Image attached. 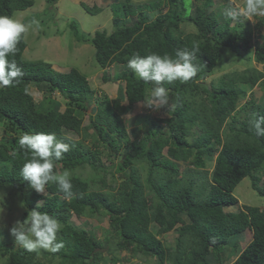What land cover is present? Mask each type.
Segmentation results:
<instances>
[{"label":"trees","instance_id":"16d2710c","mask_svg":"<svg viewBox=\"0 0 264 264\" xmlns=\"http://www.w3.org/2000/svg\"><path fill=\"white\" fill-rule=\"evenodd\" d=\"M45 1L49 5L58 2ZM216 2L160 1L152 9L163 6L168 10L153 17L145 4L124 0L113 5L116 28L97 29L91 37L81 35L76 21L71 23L79 40L93 44L103 69L127 64L136 54L178 59L177 51L199 49L193 53L192 63L199 69L195 77L187 82L158 84L168 91V97L176 98L167 133L157 131L159 128L148 131L143 141L133 145L134 151L112 163L111 168L101 162L102 148L108 147L110 157L112 148L117 147V154L118 144L127 137L120 113L144 102L156 88L153 82L138 79L134 72H122L118 75L122 80L117 84L118 97L105 96L91 108L97 91L87 75L75 67L61 72L51 61L26 59L27 42L25 33L22 35L9 59L16 61L24 76L17 78L14 86L0 88V127L4 133L0 135V192L18 195L27 210L24 218L36 207L55 216L61 223L55 242L63 240L64 247L57 253L44 249L29 252L17 246L10 229L4 227L8 229L7 240L0 242V264H121L131 257L122 258L123 251L132 256L141 254L143 264H215L213 258L224 264V247L246 231H251L253 240L228 264H264V209L245 205L231 210L239 202L235 189L246 177L264 195V137H258L251 127L253 118L264 116V100L254 91L256 86L264 90V70L247 67L207 82L227 54L252 56L249 24L224 16L222 9L229 7L230 0H225L221 9L213 8ZM34 4L35 0H0V16L12 17ZM193 6L195 14H191ZM121 16L136 19L127 25ZM185 21L196 30L185 31ZM263 26L264 19L258 20L257 30ZM255 46V60L264 65V39ZM32 87L60 92L67 98L65 110L57 108L60 103L52 97L38 104L30 92ZM247 94L250 99L242 103ZM193 125L202 132L189 143L186 135ZM25 132L55 133L70 145L53 171L70 173L72 196L59 191L55 183L46 185L47 194L37 193L22 179L21 169L31 158L19 145ZM67 132L80 137L71 140ZM208 159L214 161L213 170L198 169L206 166ZM177 162L191 166L181 170ZM112 170L120 173L119 183L112 181ZM74 215L88 221L107 218L109 233L99 235L93 228L73 224ZM171 231H177L173 244L167 239ZM152 258L156 262L151 263Z\"/></svg>","mask_w":264,"mask_h":264},{"label":"rangeland","instance_id":"374dc122","mask_svg":"<svg viewBox=\"0 0 264 264\" xmlns=\"http://www.w3.org/2000/svg\"><path fill=\"white\" fill-rule=\"evenodd\" d=\"M133 3L145 4V9L151 13L153 17L158 14H164L167 12V8H157L152 9V5L159 3L160 1L166 0H132ZM121 2L124 0H58L56 4L49 5L45 0H35L33 7L23 10H18L14 13L12 18L18 19L21 22H26L28 30L25 33V39L27 42V47L24 52V57L29 60H46L51 61L54 64V68L61 72L68 71L70 68L75 67L79 69L82 73L87 75L91 82L93 88L97 91V98L93 105L97 106L100 102L104 100L105 96L110 98L118 97L119 87L117 84L121 83L122 80H118V75L122 72H133L129 67L128 63L119 65L114 64L111 67L103 69L96 60L95 48L91 42L87 40H79L71 27V23L76 21L79 25V30L81 35L91 37L97 29H107L112 31L116 28L114 22V3ZM231 4L235 6L236 4H242L244 0H230ZM225 3V0H217L214 3L213 8L221 6ZM224 8V7H222ZM224 12L225 9H222ZM191 14H195V6L191 9ZM137 17V15H134ZM135 17H129L124 19L122 16L120 20L124 24H132L135 21ZM186 22V21H185ZM258 20L244 21V24H249L248 27L251 29L253 40H252V56L249 57L248 54H244L242 58L239 56H233L232 54H227L225 60H219L217 68H215V73L210 75L207 82H210L213 78L219 77L224 73L231 72L233 70H243L247 67L256 66L264 70V65L257 63L255 60V43H259L264 39V26L261 30H257L256 24ZM183 29L187 32L195 31L196 27L189 22L183 24ZM261 34L262 36H260ZM82 36V37H84ZM86 38V37H85ZM255 42V43H254ZM229 52L227 50L224 51ZM223 53V54H224ZM153 87H158V84L153 82ZM256 96L260 100H264V90L260 86L254 88ZM30 92L34 96L38 104H42L45 98L52 97L57 102L60 103L57 108L61 111L65 110L67 106V98L61 95L60 92L55 91L54 93L49 90H38L35 87L30 89ZM250 94H247L246 99L242 102L245 103L250 99ZM176 104V98L173 96L168 97V102L166 104H160L158 101L154 100L152 105H148L147 101L138 103L135 105L133 111L130 109L128 112L123 114L119 112L123 118L124 127H126L127 137L121 140V144H118L117 154L116 148H112L111 152L114 154L108 156V147L102 148L103 153L101 155V162L107 168L112 166V163H117L121 161L125 154L132 152L133 145H136L140 141H143L147 137V133L150 130L157 131H167L170 128V118L173 114L174 105ZM48 105V104H46ZM85 118V115L82 116ZM86 122V120H85ZM190 132L186 135V139L189 143H193L194 139L202 132L199 126L190 127ZM3 131L0 127V135H3ZM67 135L71 140L78 139L80 136L74 132H67ZM86 143L90 144L91 139H88ZM177 165L181 170H186L190 164H185L184 162H177ZM214 161L208 159L206 166L199 167L201 171L208 170L211 172L213 170ZM111 168V167H110ZM113 174V175H112ZM112 181L116 180L118 183L121 181V175L116 170H112ZM0 193L5 194V203L0 202V207H4V211L0 213V230L4 227L11 229L15 225L16 220H23L24 215L27 210L22 206L21 199L19 200L18 195L15 192L1 191ZM46 194V191H44ZM235 195L238 197L239 202L233 205L231 210L238 211L239 208L243 207L245 204L258 205L264 209V196L255 192L251 187L250 179L244 178L243 181L236 187ZM185 220L189 221L187 216H183ZM85 220V219H84ZM82 220L80 217L73 216L71 221L75 225L83 224L86 229L93 228L99 235L109 233L108 219L107 218H95L88 220ZM4 228L5 232L8 229ZM0 232V233H1ZM177 231H171L170 235L167 237L170 244L176 242ZM251 231H246L243 235L239 236L240 245L245 246L251 239ZM14 239V237H13ZM12 239V240H13ZM4 236L0 238V242L6 241ZM229 246V244L227 245ZM229 248L226 247L224 253L222 252V261L224 264L232 263L233 259L227 258V252ZM120 256L130 257L128 260H123L121 264H143L144 257L139 254L127 253L126 251L121 252ZM156 262L155 258L150 261ZM212 262H216L213 258ZM119 264V263H118Z\"/></svg>","mask_w":264,"mask_h":264},{"label":"clouds","instance_id":"9594fccd","mask_svg":"<svg viewBox=\"0 0 264 264\" xmlns=\"http://www.w3.org/2000/svg\"><path fill=\"white\" fill-rule=\"evenodd\" d=\"M224 16L241 22L253 21L254 19L262 20L264 19V0H244L242 4H236L235 6L230 3L224 12ZM27 30L28 26L20 20L9 16H0V88L14 86L17 78L24 76L21 67L17 65L14 59H9V56L15 55L17 44ZM198 51L199 49L195 48L192 49V52L177 51L175 55L178 59L156 53H150L143 57L136 54L128 60V67L138 79L146 83L155 82L160 84L161 82H167L170 84L177 80L187 82L195 77L199 71L198 67L192 63L195 59L193 53ZM154 100L160 104H166L168 102V91L163 86L154 88L151 94L146 97V101L148 105H152ZM262 125H264V116L253 118L251 127L258 137H264V126ZM19 145L31 157L21 169L22 179L27 182L28 187L34 189L37 193H44L46 185L55 183L59 191L66 196H72L73 184L70 173L64 171L62 174H57L53 171L55 162L62 160L64 154L70 151L68 143L58 139L55 133L25 132L19 137ZM252 189L261 195L253 187ZM0 202L5 203V194L3 193H0ZM3 211L4 207H0V213ZM60 229L61 223L55 216L41 212L36 207L28 212L26 218L15 221V225L10 229V234L14 237L15 244L26 251L44 249L51 253H57L64 247L63 240L55 242ZM244 233L235 235L228 242L229 246L224 247L229 248L227 252L228 259L239 257L253 240L251 236L250 241L242 247L239 243V236ZM6 235L7 231L2 232L0 238L2 236L6 238ZM228 254H232V257H228ZM234 261L236 259H233ZM214 263L219 264L218 261Z\"/></svg>","mask_w":264,"mask_h":264}]
</instances>
